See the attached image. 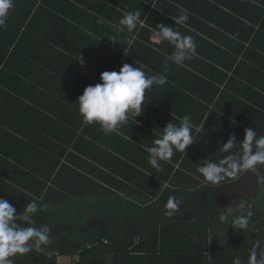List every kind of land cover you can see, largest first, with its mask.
I'll list each match as a JSON object with an SVG mask.
<instances>
[{"label": "trees", "instance_id": "16d2710c", "mask_svg": "<svg viewBox=\"0 0 264 264\" xmlns=\"http://www.w3.org/2000/svg\"><path fill=\"white\" fill-rule=\"evenodd\" d=\"M119 1L121 0L115 3L124 7L126 12L141 10V19L146 26H138L134 35L126 32L128 41H133L132 37L137 36L135 42L139 53L132 50L126 55L115 51L105 55L91 54V43L85 38L86 32L81 33V29H78L81 34L76 33V38L73 37L74 23L79 22L81 16L84 18L93 14L92 11L99 10L97 0H15V11L7 26L0 29V92L5 89L7 92L15 89L24 92L26 89L29 97L34 95L29 98L32 100L40 89L39 84H34L33 81L54 80L57 84L51 90L56 99L64 98L63 95L68 93L73 94L71 96L76 100L73 103H63V113L66 115L65 110L73 109L79 114V96L87 86L101 82V73L118 72L124 63L148 65L142 49V39L151 42L149 36L158 24L172 26L181 34L194 37L196 55L192 60L184 62L191 70L176 69L171 78L173 77V82L178 87L181 84L187 85L180 83L187 78L190 82L203 84L200 96L208 100V107L221 105L226 92L221 91L217 83L222 80L229 82V88H238V95L241 97L242 90L247 88L246 84L254 80L261 84L260 88L264 92V0ZM153 2H157L155 6ZM181 7L187 10L189 18L185 24L175 25L172 16H178ZM116 13L117 9H114L113 14ZM113 21L118 22L115 23L118 26L119 20L115 18ZM70 43L77 48L75 51H72ZM155 46L162 48L156 44ZM62 47H68L70 53L63 54ZM41 50H46L47 54H41ZM81 57L85 62L84 66L78 61ZM164 60L162 57L161 61L165 63ZM18 63L25 68V72L22 71L24 77L16 78L13 75ZM171 68L175 67L166 66L158 73L167 75ZM248 74L251 76L246 80ZM71 82L76 86H72ZM191 92L196 93L194 88H191ZM257 93L260 100L264 99V95L258 91ZM217 95L221 97L215 102ZM16 101L6 98L2 105L6 109L16 105ZM253 103L264 108L262 103ZM40 106L42 110L33 107V103L28 101L26 104L21 103L18 111H35L39 115L36 116L39 119L35 124L40 128L41 125L50 126V118L43 113L47 109L42 104ZM49 106L51 112L57 115L62 113L61 107H56L55 103ZM3 107H0V116L8 121L7 111ZM243 114L248 125L256 126L262 121L261 115ZM65 115L57 123L61 130L57 135H52L53 139L46 142V145L40 135L36 139H32V135H26L35 142V151L41 147L50 149L51 146L61 149L62 156H55L51 171H45L47 178L52 180V186L48 188L46 195L41 199H32L26 192L16 190L18 188L6 183L5 179L9 178L18 187L21 184L17 177L20 172L4 170L2 183H6L9 196L0 195V198L16 207L18 214L24 212L28 203L36 200L39 208L33 219L37 227L43 224L35 222L37 214L51 212L55 208V211L77 212L80 213L79 216L86 211L107 208L115 223L112 225L101 222L102 231L85 237H81L77 231L69 232L64 236L65 241L59 243L52 236V242L44 252L33 250L17 254L12 257L13 264H61L60 259L65 256L71 257L70 264H109L113 257L114 264H232L235 257L246 261L252 245L257 240L264 241V197L261 194L264 187L261 189L259 184L253 183L240 188L236 187V183L234 187L231 186L230 183L237 181L241 175L220 185L213 186L207 181L201 183L193 174L199 175L196 169L195 172L189 169V174L182 173L184 168L188 170L184 165L179 173L181 177L185 174L181 178L185 180L184 184L178 190H172L170 187L179 185L181 179L176 178L178 175L171 178L173 166L154 172L148 163L149 154L139 149L136 137L129 131L132 117L116 133L105 134L98 123H83L80 114L79 118L70 119ZM257 116L256 121L250 122ZM28 117L29 119L23 120V125L30 127L33 125V116ZM165 126L166 124L161 128ZM225 127L229 130L230 126ZM194 139L196 141L191 145L193 149L200 144L198 136L194 135ZM193 155V151L187 153L185 161ZM32 178L35 179L33 176ZM46 187L47 184L42 185L38 194L46 190ZM164 189L166 191L160 194ZM204 190L214 193L209 192L207 200L209 207L216 200L217 213L228 207L232 208L234 214L242 209H252L254 215L248 228L252 224L257 225L262 230V238L252 240L245 234L248 228L236 230L231 225L222 224L227 239L224 241L225 245L218 246L212 235V209L211 214H201V208L197 207L193 215L191 213L192 196ZM234 192L236 197L232 195ZM256 193L261 194L262 200L260 197L251 198ZM170 197H175L178 201V208L174 211L165 208ZM240 200L245 202L244 208L238 207ZM169 211L177 219L169 216ZM70 217L60 216V223L67 224ZM62 229L63 232L66 231L65 228ZM72 239L77 242H69Z\"/></svg>", "mask_w": 264, "mask_h": 264}, {"label": "crops", "instance_id": "0c3cea01", "mask_svg": "<svg viewBox=\"0 0 264 264\" xmlns=\"http://www.w3.org/2000/svg\"><path fill=\"white\" fill-rule=\"evenodd\" d=\"M97 1L100 4L99 10L92 11L93 14L90 13V16L84 18H82L81 16V20L74 23L75 30L73 32V37L76 38V33L80 35L81 33L86 32L85 38L88 39L91 43L89 51V53L91 54L97 53L105 55L106 53L108 54L109 52L115 51L124 53L126 55L129 54V52H131L132 50H136L139 53V47H137V43L135 42L137 36L132 37L133 41H131V43L128 45V34L126 33V31L119 35H117L116 33L117 24L115 23L118 22L113 20L116 18L118 21L121 19L123 14L127 13L124 7L122 8L120 5L115 3L117 2V0H114V3L112 0ZM156 3L157 2H153V6H155ZM114 9H117V13L115 15L113 14ZM73 17L75 20L74 13ZM98 18H103L104 23H98ZM142 26H146V23L143 22ZM78 29H81V33ZM154 31L155 30H153L151 35L149 36L151 42L142 39V44L144 46L142 49L144 56H146V60L149 62L148 65L137 63V65L134 66L141 67L148 75L157 74L159 70L169 65L174 66L175 68H171L170 71H167V84L162 87L154 86L152 89L146 90L145 99L143 102L144 110L141 113V116H138L136 119L135 117L131 118L129 131L136 137V142L139 145V149L148 154L145 149L151 147L152 141L159 137L162 129L164 128H161L162 125H167V123L169 122L178 124L180 122V119L184 115H190L194 125L193 134L198 136V140L200 139V144H197L196 148L193 149L190 145L186 149L185 153L175 152L170 162L161 161V167L159 170L151 166L154 169V172H159L160 170L173 166L174 169L171 178L178 175L176 178H178L179 180L185 175H182V177L181 175H179L181 166L185 165L188 168V170H185L184 168V171L182 173L186 172V174H189V169L192 172H195V169L198 166L203 165L204 162L207 161V158H210V160L212 161H218L219 159L223 158L226 153L220 151V147L223 143L227 142L230 136L234 135L238 140H242L245 135L244 130L249 127L255 129L258 136L264 135V108L257 107L253 103L254 101L262 103L264 105V99L261 98L262 100H260L257 93L258 91L260 94L264 95V92L262 91L263 89L260 88L261 84H257L255 80V82L251 81V83L246 84L247 88L245 90H242L243 97H246L243 98L238 95V88H236L235 86L233 88L228 87L229 82L227 80H222L219 84L216 82L217 85L221 88V91H225L226 94L223 97V100H221L222 102L219 107L214 105L208 107V100L206 101L200 96L202 92L200 88L203 87V84L199 82H190L187 78L181 80L180 82L186 83L187 85L181 84L179 85L181 89H179L177 84L173 82V77L171 78V75L174 76V72L176 71V69L184 68L186 70H191V68L189 67V65L185 64L182 67H177L171 61H169L167 65L162 62V57H164L166 60V58L173 53L174 48L168 42H164L161 44L154 43L152 40ZM113 36H116L118 42L110 40V38ZM155 44L162 46V48L156 47ZM138 45L140 44L138 43ZM70 46L72 48V51H75L77 49L76 47H73L71 43ZM95 49H97V51H95ZM61 52L65 55H68L70 53V49L68 47H62ZM41 54L46 55L47 51L45 50L43 52L41 50ZM58 55L59 57L61 56L59 53ZM1 67H4V63L1 65ZM16 67L17 69L15 70V73H13V75L16 78L24 77V73H22V71L25 72V68H23L20 63H18ZM250 76L251 75L248 74L245 77L246 80H249ZM223 81L224 83L222 84ZM33 82L34 84H39L40 89L32 100L30 99L34 95L32 97H29L26 89H24V92L23 90L19 91L17 89L10 92H7V89H5L4 92H0L1 108L3 107L2 104L4 99L9 98L11 100H17L15 103L16 105H13L12 107H6V109L3 107L4 110L7 111V117H9L8 121H4L0 116V195L9 196L8 188L6 186V183H8L9 185H13L14 188H18L16 190L26 192L32 199H41L46 195L48 188L52 186V180H49L47 178L46 172L51 171L53 158L55 156L56 158L58 156L60 157V154L62 156L61 149L57 148V146H55L54 148L51 146L50 149L41 147L37 151H35L33 148L35 146V142L29 139L26 135H32V139H36L37 136L40 135L44 138L43 143L45 142L44 144L46 145V142H49L53 139L52 135H57L61 130V126L58 128L57 123L61 118H65L63 116L65 115L63 113V103H73L76 102V100L71 96L73 94L69 95L68 93H65V95H63L64 98L56 99L53 90H51L53 85L57 84L54 80H41ZM71 84H73L72 86H76V84L72 82ZM191 88H194V91L196 92L195 94L191 92ZM220 97L221 95H217L215 97V102L216 100H219ZM58 100L61 101V103ZM28 101L33 103V107H37L38 110L43 109L40 104L44 105V107L47 109V112H42L44 113V116L50 118V126L41 125V128L37 126L35 122H38L39 117L36 116L39 115L35 111H18L21 103L26 104ZM53 103H55L56 107H61L62 113L60 115L51 112V108L49 105L52 106ZM65 112V116L69 119L80 117V115L73 111V109L65 110ZM243 113L261 115L260 117L262 121L259 125L256 126L248 125L247 122H245L246 119ZM28 115L33 116L31 118L33 125L30 127L28 125H23V120L29 119ZM257 118L258 116L250 122L256 121ZM207 123H209V125H207ZM221 123H223V125ZM27 124H29V122ZM197 126L199 127L198 132L195 131V128H197ZM225 126H230L228 128L230 131L226 130ZM261 126L262 128H258ZM45 139L48 140L45 141ZM209 140L211 141L210 143ZM55 141L56 143L58 142L57 140ZM212 142H214L215 144H213ZM192 151L194 152V155L191 156V158H187L188 160L185 161V155ZM4 170L6 172L9 170L11 173H13L14 171L20 172L17 175V177L21 180L20 186L16 187V184L9 181V178L5 179L6 183H2L4 181L2 178V175H4ZM193 174L195 178L199 180V182H206L200 174ZM32 176L35 177V179L32 178ZM244 176L246 178H249V183H253L254 180L258 179L257 176L252 173L246 172L244 173ZM184 181V179H181L179 185H172L170 188H172V190H178V187L183 186L182 184H184ZM234 183H236V181L230 184L234 186ZM44 184H47L46 190L38 194L42 188V185ZM253 184L257 185L259 183ZM262 187H264L263 184ZM165 191L166 189L161 191L160 194ZM209 192L210 191L208 190H204L201 193L195 194V196L196 198H202V196L205 194L207 198L210 195ZM210 193L212 194L213 192ZM258 194L259 196L257 199H259V197L261 198V194ZM232 195L233 197L237 196L235 192ZM195 196L192 197L195 198ZM56 209L57 208L53 209V211L51 212L37 214L38 218L35 220V222H40V224H47L54 231V233H52V236L57 243L61 242L62 240L65 241L64 236L69 232L77 231L79 232L80 236L82 235L83 237H85L89 234H93L94 232L102 231V229H100L101 222H104L105 224L112 223V225H114L115 223L113 217H110L111 213H109L107 208H99L93 211H86L83 212L82 216H79L80 213L77 212L55 211ZM191 210V213L193 215L195 209L191 207ZM250 210L252 211V209ZM201 214L209 213H207L206 211L205 213L201 212ZM60 216H67L68 218L69 216L71 217L68 223L65 224L60 223L62 222ZM253 225L254 224H252V226ZM251 227L249 228L251 229ZM62 228H65L66 231L63 232L64 229ZM212 228L213 231L214 226H212ZM69 242L75 243L77 242V240L72 239ZM70 260L71 257L69 256L61 257L60 259L61 264H70ZM109 264H114V257L110 258Z\"/></svg>", "mask_w": 264, "mask_h": 264}, {"label": "clouds", "instance_id": "9594fccd", "mask_svg": "<svg viewBox=\"0 0 264 264\" xmlns=\"http://www.w3.org/2000/svg\"><path fill=\"white\" fill-rule=\"evenodd\" d=\"M15 11V0H0V29L7 26L11 14ZM188 12L180 8L178 16H172L175 25H183L188 20ZM97 22L104 23L103 18ZM143 25L141 10L137 9L122 15L116 27L117 35L124 33L135 34L138 26ZM118 42L116 36L110 38ZM152 40L156 44L168 42L173 46V53L165 60L178 66H184L196 55L194 37L183 35L174 27L158 24L153 32ZM128 43H131L129 40ZM85 65L83 58L78 60ZM100 83L89 85L78 98L79 114L83 123L91 125L98 123L105 134L116 133L130 117L141 116L146 90L162 87L168 83L163 73L148 75L141 67L124 63L120 70L104 71ZM194 125L190 115H184L180 122H169L162 129L159 137L152 141V146L146 148L148 163L160 169L161 161L170 162L175 152L185 153L193 144ZM199 131V128H195ZM244 138L229 137L220 147L226 155L218 161L208 160L196 168L205 181L210 185H220L230 179H236L242 173H252L257 176V183L264 184V135L257 134L252 127L244 130ZM39 208L38 202L32 200L23 213L18 214L16 207L8 200L0 198V264H13L12 257L35 250L44 252L52 242V230L47 224L37 227L33 215ZM168 210H176L178 201L170 197L165 205ZM172 215V211L167 213ZM254 213L250 209H242L234 214L231 207L219 214L222 224L231 225L236 230H246ZM23 222V223H18ZM27 225V226H24ZM232 264H264V241L257 240L249 250L247 260L235 257Z\"/></svg>", "mask_w": 264, "mask_h": 264}, {"label": "rangeland", "instance_id": "374dc122", "mask_svg": "<svg viewBox=\"0 0 264 264\" xmlns=\"http://www.w3.org/2000/svg\"><path fill=\"white\" fill-rule=\"evenodd\" d=\"M253 183H257V180H254ZM247 184H250L249 183V178H246L244 176V173H243V174H241L240 178L236 181V187L240 188V187L245 186ZM258 186H260L261 189H262V184H259ZM261 194L264 197V192L261 193ZM258 196H259V194L256 193L251 198H258ZM261 200H262V197H261ZM238 204H239L238 207H241V208L245 207V202L242 201V200H240V202H238ZM190 206L193 207V209H195L197 207H200L202 213H205L207 211V213H209V214H211V209H212V212L214 214V216L212 215L213 223H214L213 224L214 230L212 231L213 238L216 241V243L218 244V246L225 245L224 241L227 239V233L223 231L222 223L219 221L220 212L217 213L216 200L211 204V207H209L208 206V200H207L205 194L202 196V198H196V196H195V198L192 199V202H191ZM175 214L178 216L176 211H175ZM172 216H173L174 219H177V217L175 215H172ZM258 222L261 223V221H258ZM216 225H217V227H216ZM24 226H27V225H24ZM121 227H123V226H121ZM129 228L133 229L134 227H129ZM226 228H227V226H226ZM245 234L247 235V237H249L252 240H257V239H261L262 238V230L255 224L251 227V229L248 228L247 231L245 232ZM138 240H139V237L137 236L136 237V242H138Z\"/></svg>", "mask_w": 264, "mask_h": 264}, {"label": "built area", "instance_id": "2783aa9c", "mask_svg": "<svg viewBox=\"0 0 264 264\" xmlns=\"http://www.w3.org/2000/svg\"><path fill=\"white\" fill-rule=\"evenodd\" d=\"M78 262V261H77Z\"/></svg>", "mask_w": 264, "mask_h": 264}]
</instances>
